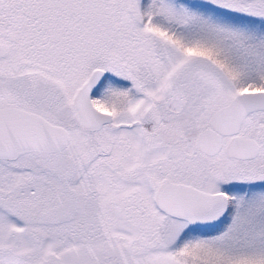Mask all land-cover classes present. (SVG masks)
I'll return each instance as SVG.
<instances>
[{
  "label": "snow or ice",
  "instance_id": "6c2138e0",
  "mask_svg": "<svg viewBox=\"0 0 264 264\" xmlns=\"http://www.w3.org/2000/svg\"><path fill=\"white\" fill-rule=\"evenodd\" d=\"M0 264H264V0H0Z\"/></svg>",
  "mask_w": 264,
  "mask_h": 264
}]
</instances>
